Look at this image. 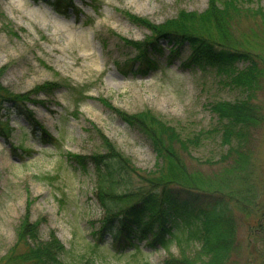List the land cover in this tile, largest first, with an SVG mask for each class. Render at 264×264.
I'll return each mask as SVG.
<instances>
[{
    "label": "rangeland",
    "instance_id": "374dc122",
    "mask_svg": "<svg viewBox=\"0 0 264 264\" xmlns=\"http://www.w3.org/2000/svg\"><path fill=\"white\" fill-rule=\"evenodd\" d=\"M252 1L253 10H264V0ZM207 7L208 0H0L2 94L24 95L43 84H59L51 95H30L43 104L25 102L35 121L52 137L51 143L33 134L22 115L0 111L9 129L8 135L0 131V260L12 249L14 255L19 253L20 248L14 247L15 231L26 214L30 223H38L41 240L53 232L62 243L64 264H163L169 257H180L174 244L151 247L137 236L130 239L131 247L113 248L112 237L100 232L107 214L95 196L93 167L82 173L67 154L104 153V137L140 176L154 171L156 155L147 139L104 107L103 99L127 114L151 111L182 140L200 136L202 143L187 152L174 148L187 171L217 179L231 167L234 153L222 157L229 146L221 144L220 135L207 133L217 123L208 104L235 102L244 92L220 81L211 70L185 69L182 62L190 54L187 44L172 55L171 46L161 42L160 53L148 52L161 67L145 76L124 73L116 66L136 54L122 40L143 41L151 33L127 14L160 25L175 19L180 11L201 14ZM229 31L236 44L259 55L262 68L264 26L260 20L242 11L232 17ZM78 90L84 94L77 95ZM251 99L259 108L260 121L246 145L249 190L244 195L256 206L247 216L238 211L235 216L241 246L238 259L258 264L264 251V235L255 229L264 209V77ZM140 183L131 175L120 179L117 187L122 191ZM241 188L237 180L230 185L234 192Z\"/></svg>",
    "mask_w": 264,
    "mask_h": 264
},
{
    "label": "trees",
    "instance_id": "16d2710c",
    "mask_svg": "<svg viewBox=\"0 0 264 264\" xmlns=\"http://www.w3.org/2000/svg\"><path fill=\"white\" fill-rule=\"evenodd\" d=\"M252 2L208 0L203 13L180 11L175 19L160 25L127 14L151 33L143 41L122 40L136 54L124 64H116L119 70L145 76L161 67L157 58L148 56V52H161V42L171 46L169 52L172 55L177 54L181 45L187 44L190 54L182 62L185 69L211 70L220 81L244 92V97L235 102L216 100L208 104L217 123L207 133L220 135L221 144L229 146L227 154L222 157L230 156L231 152L235 156L231 167L217 179H204L196 172L187 171L183 158L174 150L177 146L187 152L199 146L202 143L200 136L182 140L172 126L151 111L127 114L100 99L104 107L147 139L156 155L154 171L142 177L104 137H101L104 153L89 157L67 154L82 173L93 167L95 196L107 214L100 232H107L112 237L113 248L118 251L133 246L130 239L137 236L146 239L151 247L168 248L174 244L179 249L180 257H169L163 264H251L249 259H238L241 246L236 234L238 219L235 211L247 216L256 206L244 195L249 190L247 169L250 157L246 145L250 131L260 121L259 108L252 102L251 93L264 77V62L263 67H259V55L243 49L242 44H236L229 27L232 17L245 10L264 26V10L259 7L253 10ZM168 63H171V57ZM238 63L247 65L238 69ZM58 86L56 83L43 84L24 95L2 94L0 86V111L22 115L33 134L37 133L42 142L51 143L52 137L35 121L25 102L43 104L30 95H51ZM83 94L84 90L77 91V95ZM7 125L8 120L0 117V131L8 135ZM233 141H236L234 146ZM131 175L141 179V183L119 191L120 179H129ZM234 180L242 187L237 192L230 190ZM27 216L20 220L15 231L14 247L20 248L19 253L14 255L13 249L10 250L0 264H64L62 257L66 250L62 243L53 232L46 240H41L38 223H30ZM255 229L264 235V209ZM258 264H264V251Z\"/></svg>",
    "mask_w": 264,
    "mask_h": 264
}]
</instances>
